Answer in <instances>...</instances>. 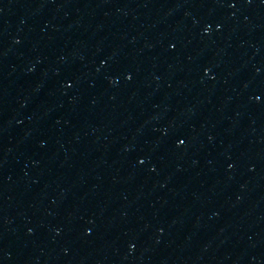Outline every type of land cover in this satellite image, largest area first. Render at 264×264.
Returning <instances> with one entry per match:
<instances>
[{
	"label": "water",
	"instance_id": "water-1",
	"mask_svg": "<svg viewBox=\"0 0 264 264\" xmlns=\"http://www.w3.org/2000/svg\"><path fill=\"white\" fill-rule=\"evenodd\" d=\"M0 264H264V0H0Z\"/></svg>",
	"mask_w": 264,
	"mask_h": 264
}]
</instances>
